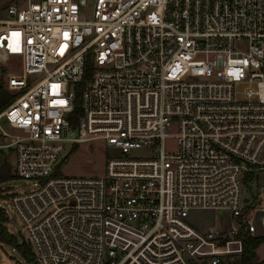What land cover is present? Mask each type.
Here are the masks:
<instances>
[{
    "label": "built area",
    "instance_id": "obj_1",
    "mask_svg": "<svg viewBox=\"0 0 264 264\" xmlns=\"http://www.w3.org/2000/svg\"><path fill=\"white\" fill-rule=\"evenodd\" d=\"M10 57L0 151L32 184L11 204L35 263L243 264L264 211V0H0ZM96 138L104 176L61 175ZM194 209L230 228L200 234Z\"/></svg>",
    "mask_w": 264,
    "mask_h": 264
},
{
    "label": "rangeland",
    "instance_id": "obj_2",
    "mask_svg": "<svg viewBox=\"0 0 264 264\" xmlns=\"http://www.w3.org/2000/svg\"><path fill=\"white\" fill-rule=\"evenodd\" d=\"M13 72L21 73V65L18 57H10L6 64L0 63V85L4 88L5 74ZM5 89V88H4ZM6 90V89H5ZM0 126L9 133H14L5 119L0 120ZM174 140L167 143L168 148H173ZM70 147H67L69 149ZM115 153L111 151L102 138H96L77 144L64 158L60 165V174L67 177L99 178L104 176L108 156ZM259 184L264 183V173L259 177ZM251 187H254L251 186ZM32 189L29 181L16 178L0 184V205L5 210L7 221L3 223L9 233L13 234L19 242H24V226L18 214L11 204V196L14 193H24ZM264 211L256 214L254 225L256 236L264 237L262 220ZM188 221L202 235L214 232L225 233L230 228L229 213L226 210H202L194 209L190 212ZM264 256V240L256 250V258ZM0 264H31L26 263L17 250L4 242H0Z\"/></svg>",
    "mask_w": 264,
    "mask_h": 264
},
{
    "label": "trees",
    "instance_id": "obj_3",
    "mask_svg": "<svg viewBox=\"0 0 264 264\" xmlns=\"http://www.w3.org/2000/svg\"><path fill=\"white\" fill-rule=\"evenodd\" d=\"M12 97V94L5 90L2 85H0V111L10 103ZM79 113L80 110L76 108L71 118L73 124L76 122V115ZM13 179H16V177L12 172L8 155L5 152L0 151V184ZM6 221V212L2 207H0V242H4L13 246L23 257L26 263L37 264L33 261L34 255L31 248L25 242H19L18 239L13 234L9 233L4 227L3 223ZM263 240L264 238L252 236H247L245 239H243L241 256V261L243 264H254L256 259V250Z\"/></svg>",
    "mask_w": 264,
    "mask_h": 264
},
{
    "label": "water",
    "instance_id": "obj_4",
    "mask_svg": "<svg viewBox=\"0 0 264 264\" xmlns=\"http://www.w3.org/2000/svg\"><path fill=\"white\" fill-rule=\"evenodd\" d=\"M236 264H240V263H236Z\"/></svg>",
    "mask_w": 264,
    "mask_h": 264
}]
</instances>
